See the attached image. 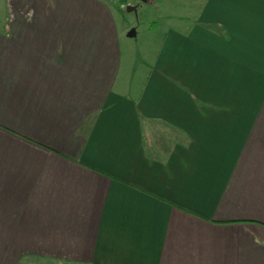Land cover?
Wrapping results in <instances>:
<instances>
[{
    "label": "crops",
    "instance_id": "obj_1",
    "mask_svg": "<svg viewBox=\"0 0 264 264\" xmlns=\"http://www.w3.org/2000/svg\"><path fill=\"white\" fill-rule=\"evenodd\" d=\"M4 3L0 264H264V0Z\"/></svg>",
    "mask_w": 264,
    "mask_h": 264
},
{
    "label": "rangeland",
    "instance_id": "obj_2",
    "mask_svg": "<svg viewBox=\"0 0 264 264\" xmlns=\"http://www.w3.org/2000/svg\"><path fill=\"white\" fill-rule=\"evenodd\" d=\"M112 6L114 12L117 15L118 21L120 22V27L128 28L134 33L133 37H127L125 34L121 36V47L125 53H130V55L137 59L141 56L145 58L151 57L156 51V45L158 40H154L155 36L158 35L157 31L149 28L154 27V24L148 23L151 19H156L158 21L161 12L158 9L154 10L155 3L152 5L142 2L141 0H107ZM150 2L151 0H147ZM4 0H0V19L4 17ZM127 6H135L136 12L127 11ZM137 6H139L137 10ZM156 47V48H155ZM35 264H46L42 262H37Z\"/></svg>",
    "mask_w": 264,
    "mask_h": 264
},
{
    "label": "water",
    "instance_id": "obj_3",
    "mask_svg": "<svg viewBox=\"0 0 264 264\" xmlns=\"http://www.w3.org/2000/svg\"><path fill=\"white\" fill-rule=\"evenodd\" d=\"M142 2H146L147 0H141ZM126 10L127 11H133V12H136V7L135 6H127L126 7Z\"/></svg>",
    "mask_w": 264,
    "mask_h": 264
}]
</instances>
